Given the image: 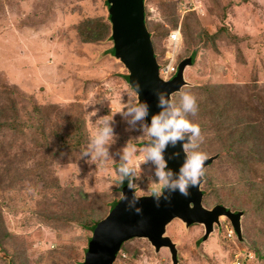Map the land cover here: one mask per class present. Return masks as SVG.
Segmentation results:
<instances>
[{
  "label": "rangeland",
  "instance_id": "1",
  "mask_svg": "<svg viewBox=\"0 0 264 264\" xmlns=\"http://www.w3.org/2000/svg\"><path fill=\"white\" fill-rule=\"evenodd\" d=\"M106 17L104 0H0V264H9V256L14 264H78L87 231L52 229L37 217L77 208L92 219L104 217L105 203L116 195L113 165L125 163L123 149L134 146L139 156L148 147L145 123L116 113L106 161L81 156L100 118L121 104H135L124 82L126 70L108 54ZM144 18L159 63L169 57L165 38L177 26L175 60L194 54L183 72L187 85L170 102L179 108L182 93L196 97L197 114L184 118L199 125L203 140L188 154L217 155L204 168L202 206L242 212L241 241L225 237L224 217L218 231L201 242V226L169 222L165 235L175 244L178 264H264L255 251L264 252V154L247 135L234 143L226 139L227 128L237 123L264 135V0H144ZM83 25L95 29L100 40L79 43L76 28ZM217 28L225 31L213 51L208 38ZM83 38L92 40L90 34ZM209 52L217 58L211 64L203 61ZM213 85L218 90L209 99L203 88ZM217 110L223 111L220 116ZM75 127L83 141L65 149L60 140ZM131 176L137 195L147 194L155 165L141 163ZM121 250L114 264H169L165 249L155 252L142 239L127 241Z\"/></svg>",
  "mask_w": 264,
  "mask_h": 264
},
{
  "label": "water",
  "instance_id": "2",
  "mask_svg": "<svg viewBox=\"0 0 264 264\" xmlns=\"http://www.w3.org/2000/svg\"><path fill=\"white\" fill-rule=\"evenodd\" d=\"M104 4L110 30L109 54L126 70L124 82L134 93L135 102L137 93L132 85L135 83L140 85L138 100L147 104L148 111L143 122L150 126L152 116L164 110L159 106L156 93L158 91L166 93L165 99L170 101L172 94L178 93L187 85L183 71L186 66L193 64V58L188 56L182 59L177 63L176 71L171 78L160 79L150 34L145 26L144 0H104ZM187 135L190 134H186L185 140L177 142L175 147L169 144L163 153L167 169L174 175L178 174L180 166L186 159L182 144L188 142ZM153 139L149 137L148 146H151ZM213 159L214 156L208 157L204 168ZM201 182L202 179L197 187L189 189V196L184 197L178 192L172 193L170 201L161 199L159 207L154 203V193L137 196L135 188L129 189L128 184L121 186L119 196L109 206L107 214L93 226L80 264H112L122 244L131 239L145 240L155 252L165 249L170 264H177L175 244L165 235V228L173 219L179 220L185 228L191 225L201 226L202 235L199 239L201 242L214 233V227L218 231L219 218L224 217L237 240H241L242 212L231 211L220 204L209 209L203 207ZM124 195L129 200L133 196L139 200L136 206L141 209L140 214L126 207L127 200L122 198Z\"/></svg>",
  "mask_w": 264,
  "mask_h": 264
},
{
  "label": "clouds",
  "instance_id": "3",
  "mask_svg": "<svg viewBox=\"0 0 264 264\" xmlns=\"http://www.w3.org/2000/svg\"><path fill=\"white\" fill-rule=\"evenodd\" d=\"M171 31H177L178 36H177V40L174 41V43H170L169 41V65L172 66L173 68V71L169 73L170 74L169 78H171V76L174 75L178 63V61L175 60V56L178 53L180 46V27L177 26L174 29L170 30L169 32ZM156 62L158 64V69H159V67L162 64L159 63L157 60ZM166 62L167 60L163 64H165ZM158 69H157V74H158ZM132 87L135 88L137 93V100L135 104H131V105L121 104L118 111L113 113L111 110L110 115L100 118L95 127V130L92 132V135L89 139L87 146L81 151V156H88L91 161H99V160L106 161L108 157L107 146L114 142V132L111 127L112 115L116 113H124L127 116H131L130 123L143 121L144 118L147 116L148 114L147 104L141 103L138 100L140 85L138 83H135L132 85ZM156 95L159 98V106L164 110L161 111L159 114L153 115L151 118L150 126L144 127V131L146 132L147 136L150 138H154L152 144L151 146L146 147L143 151V154L139 156L135 155L136 148L134 146H125L122 155V160L125 161V163L120 165L116 169V179L119 181L120 184H123L125 178L133 174V167H138L139 164L141 163H146L148 161H151L155 165L156 179L155 182L153 183V189H152L153 192L151 191L144 195L154 193L153 196L154 203L157 207H159L161 199H163L164 201H170L172 193L178 192L180 195L184 197L190 195L189 189L192 187H197L201 179L205 175L204 165L205 162L208 160V156L207 154L200 151H194L191 152V154H188V150L190 148L197 147V144L195 143L197 139H199L200 142H202L203 140L199 125L192 123L188 119L184 118L185 113H190L193 116L197 114L198 106H197L196 97L187 92L182 93L181 107L177 108L169 100L165 99L166 93L162 91H158ZM92 103L93 102H90L89 105ZM125 108L127 109L126 112L124 111ZM92 113L94 115L96 114L95 111H93ZM186 134H190L187 135L188 142L182 144V148L186 154V159L184 163L180 166L178 174L174 175V173L171 170L167 169V162L164 159L163 153L169 144L175 147L177 142L184 141L186 138ZM128 188L129 189L134 188V185L132 184L131 181H129L128 183ZM135 195H137V192H135ZM118 196H119V192H118ZM137 196H142V195H137ZM122 198L123 200H127L126 207L128 209H131L135 211L137 214H140L141 209L136 206L139 200L135 196H133L130 200L125 195ZM108 209L109 206L106 209L107 212ZM102 218L103 217H101V219ZM99 220H97V222ZM220 227H221V221L219 219L218 229ZM81 229L83 230V228ZM92 229L85 230L88 231L86 238V245L88 239L90 238ZM222 230L224 233L226 232L225 234L226 238H232L235 241H241V240H237L230 225H229V230H226V228H223ZM214 232L215 233L217 232L216 227H214ZM227 233H229V236L227 235ZM123 245L124 243L117 252L115 260L119 258V256L117 257V255L121 253V248L123 247ZM85 247H83V250L85 249ZM82 259H83V251H82L81 260L78 261L79 262L78 264L82 262ZM114 262L112 264H114ZM169 264H170V260H169Z\"/></svg>",
  "mask_w": 264,
  "mask_h": 264
},
{
  "label": "trees",
  "instance_id": "4",
  "mask_svg": "<svg viewBox=\"0 0 264 264\" xmlns=\"http://www.w3.org/2000/svg\"><path fill=\"white\" fill-rule=\"evenodd\" d=\"M225 13H221L220 18L224 19L225 17ZM84 25L82 26V30L78 31L76 28V32L79 33V38H80V42L83 44H88L91 41L95 42V41H99V35L98 32H96L95 29L92 28H88ZM174 29V28H173ZM101 30H103L104 33V28H101ZM172 30V29H171ZM170 31V30H169ZM168 31V32H169ZM225 30L223 28H217L215 33L211 35V33L209 34V38L208 41H210V46L213 49V51H217V47H216V42L218 41V38L221 37L222 33ZM83 34H90V37L92 40H88V38H83ZM102 37V34H101ZM94 40V41H93ZM193 52L190 54V57L193 58ZM204 61V60H203ZM217 85H213V86H206L203 88L204 93L206 94V97L211 99V97L213 96V94H215V92H217ZM222 110L220 111H216L215 113L217 115H221L222 114ZM221 122H219L217 125L214 126V128H217V132L222 131L220 129V125ZM240 125L237 123L236 126H229L226 130L227 132V136L226 139L230 140L229 142L234 143L236 140H238V138H240L241 140H245L246 135L248 136L247 138L249 139L250 137L253 138V140L256 142L254 144V148L260 152L264 154V135L261 134V132H256L254 131V127L250 124H243L239 127ZM226 129V128H225ZM15 131V130H14ZM216 132V131H215ZM253 133H256L253 134ZM60 139H62V135L59 134ZM61 141V145L68 150H72V149H76L79 148V146L81 145V142L83 141V137L81 136L80 130L79 128H74L72 133L67 137L66 140H60ZM214 157H217V155L215 154ZM123 163L118 161L113 165V169L116 170L120 165H122ZM129 181H132V176L130 175L129 177L125 178L124 183L120 184L119 181L116 179L114 180L115 182V187L113 188V193H115V196H112L110 198V200L108 202L105 203L106 205V209L108 206H110L111 204H113V202L117 199L118 197V191L119 188L125 184H128ZM153 192V191H152ZM83 195L80 194V198ZM260 206H262V202H259ZM38 221L40 223H42L43 225L50 227L52 229H56V230H60L63 229L65 227H71V226H78L83 228V230H91L92 227L96 224L95 222H97V220L101 219V217L97 218V219H92L91 217H89L88 215L84 214V210L81 208H77L75 209L73 212L71 213H67V214H50V215H41L37 217ZM88 232V231H87ZM255 248V247H253ZM129 251V249H127ZM255 251L258 255V258H264V252H262V250L255 248ZM3 253H5L3 251ZM123 253V251L121 250V253H119L117 255V257L121 256ZM24 260V259H23ZM26 262V260H24ZM14 260L12 258V256H9L7 259V263L9 264H14L13 263ZM23 263V262H22Z\"/></svg>",
  "mask_w": 264,
  "mask_h": 264
},
{
  "label": "built area",
  "instance_id": "5",
  "mask_svg": "<svg viewBox=\"0 0 264 264\" xmlns=\"http://www.w3.org/2000/svg\"><path fill=\"white\" fill-rule=\"evenodd\" d=\"M177 36H178V32L177 31H171L168 32L167 37H166V42L167 45L166 47L168 48V52H169V41L170 43H174V41L177 40ZM175 45V44H174ZM167 52V54H168ZM169 55V54H168ZM173 71L172 66L169 65V57L167 58V62L165 64H162L159 69H158V76L161 79H169V73ZM227 235L229 236V233H227Z\"/></svg>",
  "mask_w": 264,
  "mask_h": 264
},
{
  "label": "crops",
  "instance_id": "6",
  "mask_svg": "<svg viewBox=\"0 0 264 264\" xmlns=\"http://www.w3.org/2000/svg\"><path fill=\"white\" fill-rule=\"evenodd\" d=\"M79 43H81V42H79ZM83 44V43H82ZM219 52V51H218ZM209 53H210V55H209ZM209 53H206V56H207V59H205L204 60V62L205 63H210V61L211 60H213L214 62L217 60V58L216 57H213L212 55H211V52H209ZM211 64V63H210ZM243 63H241V68L243 67V65H242ZM245 64V63H244Z\"/></svg>",
  "mask_w": 264,
  "mask_h": 264
}]
</instances>
